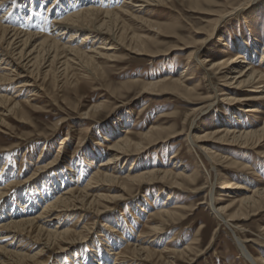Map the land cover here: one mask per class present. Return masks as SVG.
I'll list each match as a JSON object with an SVG mask.
<instances>
[{"label":"bare ground","instance_id":"obj_1","mask_svg":"<svg viewBox=\"0 0 264 264\" xmlns=\"http://www.w3.org/2000/svg\"><path fill=\"white\" fill-rule=\"evenodd\" d=\"M200 1L186 0L196 11L201 7ZM256 1L241 0L237 4L232 1L223 10L206 13L211 16L205 20L211 29L194 31L204 34L203 38L194 41L198 48H194L187 42H179L182 48L191 49L188 52L185 67L177 77L163 76L143 83L130 81L125 85L128 89L138 86L137 97L148 98L151 95L172 94L188 103L198 104L191 109V112L197 115L206 114L207 111L215 109L217 110H214L215 113H221L219 119L222 117V120L217 123L224 124L213 126L214 128L210 130L200 129L201 126H196L197 117L195 116L190 124L186 117L182 123H179L176 118L169 128L151 124L146 131L133 133L130 126L116 120L111 123L112 130L108 135H99L105 142L112 139L109 144L103 145L104 150L97 147L90 151L86 148L79 151L82 155L80 161L89 166L95 165L89 176L81 170L82 168H78V165L75 167L67 165L62 173L47 176L41 180L39 195L34 193L38 187H34L35 191L32 188H25L21 201L13 195L12 187L30 183L32 177L19 181L16 185L17 182L11 178L8 179L6 172L8 169L5 166L1 168L0 264H45L39 257L53 251L54 247L63 250L68 245L81 244L85 240L90 225L83 221L88 215L95 218V221L105 217V213L112 209L115 202L127 201L134 189L144 185L152 186L161 183L160 190H167L168 193L167 198L161 200L159 209L151 212L148 210L149 221L145 224V229L140 230L136 237H131L132 229L128 224L129 230L126 229L125 240L134 239V242L128 241L127 246L120 250V242L117 239L106 241L107 243L102 244L106 246V255L99 256L94 253L96 258H90L85 253L83 255L85 257L82 258L81 253L76 250L73 252L74 258H67L66 264L77 262L79 264H133L136 261L149 262L151 259H155L158 264H176L179 257L193 261L201 256L202 251H196L192 246L196 243H194L195 239L179 249L167 246L154 249L156 245L159 247L158 242L164 232L175 225L178 226L197 208L190 205L191 212L185 216L184 206L179 203L172 204L176 193H184L187 190L191 193L206 191L205 196L208 197V201L203 200L198 204L207 203L212 216L217 221L230 226L237 225L238 221L247 217L258 215L264 209V184H262L264 179L256 177V184L250 187L232 182L229 175L234 176L236 173H222V169L242 172L250 169V166L233 160L228 154L219 151L224 150L237 158H244L242 151L253 150L252 152L264 164V43L260 48L259 59L254 61L257 48L262 41L261 34H257L258 30H252V27H249L250 21L245 20L243 25L248 30L237 31L242 34L243 31H247V38L244 35L241 36L242 34L238 35L239 39L236 42L232 36H228L227 39L224 35L217 36V44L223 46L222 51L218 53L222 56L221 58L201 57L200 49L209 42L215 32L219 31L217 27L222 21L247 11ZM38 2L39 0H31L26 5L24 0H21L19 4L16 2V13L12 18L16 23H12L6 17L5 11H2L5 5L0 0L2 4L0 7V115L10 116L21 113L24 104L31 99L27 97L20 101L17 98L24 91H30L26 90L27 88L38 87V81L52 83L53 89L57 90L74 76L81 75L80 77L89 78L90 74H99L102 72L100 62L108 63L116 60L115 53L119 49L151 58L159 55L160 51L152 49V45L156 43L145 35L128 30L125 21L129 19L137 23L149 24V21L141 16L142 13H147L145 9L166 4V2L172 3L173 0H118V2L116 0L115 7H113L114 0H52L48 3L49 12L46 11L43 21L38 19L40 16L36 9ZM48 13L53 14L49 20ZM23 15H26L23 17L25 22L20 20ZM79 34L82 36L77 39L76 36ZM234 45H237L239 52L230 55V48ZM195 72L200 76L199 81L205 83L204 88L199 87L200 82L194 83ZM16 78L22 79L15 85L16 91L12 93L13 96L4 95L7 85ZM77 78V80L80 79ZM39 89L44 90V85ZM246 91L249 92L245 93ZM74 92H79L77 87ZM32 95L36 93L31 92L30 96ZM225 105L240 108L237 110L241 115L238 113L236 115L230 110L234 118L232 125L225 123L227 122L224 117L225 112L216 109V107L225 108ZM105 109L106 106L103 103L91 104L81 113L80 118L91 119ZM143 112V107H138L140 116ZM20 116L23 118L24 115ZM251 116L257 120L251 123L247 120ZM159 117L164 118L168 115L161 113ZM3 121V118H0V125ZM176 126L180 129H176ZM178 135H184V141L189 150L194 149L197 155L198 152L202 155V157L197 156L201 163L205 162L216 175L223 174V179L217 186L207 178L199 184L201 179L198 168L201 164L197 165L198 160L194 161L193 169H197V172L193 169L189 171L182 160H176L179 153L168 156L167 164L171 165L169 169L146 167L138 170V165L133 159L128 173H124L123 176L118 174L121 165L132 156L140 155L149 146L165 144L166 141ZM70 136L71 132L67 133L60 144L70 140ZM83 140V138L78 140L79 146L83 144ZM95 143L102 145L100 140ZM236 148L238 151L233 150ZM60 149L54 159L37 167L38 174L49 171L57 162L65 158ZM78 163L79 161L76 164ZM102 189L106 192H100ZM239 190H244V193L238 194ZM215 192H219L220 197L216 198ZM136 208L138 211H145L137 204L134 206L135 210ZM71 211H80V213L70 227H64L65 222L62 223V219L67 212ZM126 211L133 220H136V216L140 213H133L128 205ZM101 227L103 228L101 231L111 236L119 232L120 226L118 221L105 219ZM261 228L264 231V226ZM121 234L123 235V232L120 233L119 240H124ZM22 237L37 244L39 248L34 253H28L25 250L27 243ZM249 241L251 239L240 240L236 236L235 243L239 253L251 264H264L262 256L255 258L249 254L244 245ZM168 242L171 246H177L179 243L175 235H172ZM26 261H33V263H26Z\"/></svg>","mask_w":264,"mask_h":264},{"label":"rangeland","instance_id":"obj_2","mask_svg":"<svg viewBox=\"0 0 264 264\" xmlns=\"http://www.w3.org/2000/svg\"><path fill=\"white\" fill-rule=\"evenodd\" d=\"M2 1L5 5L2 11H5L6 17L9 18L8 20L12 23H16L12 18L16 13V2L19 4L21 0H16L15 3H13V0ZM30 1L31 0H24V5L30 3ZM51 1L52 0H39V2L42 3L38 2V4H36V9H38L37 12L40 15L38 19H40V21L44 20L43 17L46 15L45 13L48 11L47 8L49 7L48 3ZM232 1H234V4L241 2V0H201V7L197 9L198 11L193 10L186 0H173L172 3L166 2V4L151 6L145 9L147 12L146 14H141L144 19L149 21V24L137 23V21L126 19L125 25L128 30H134L153 40L156 44L152 45V49L160 51L161 53L159 55L151 58L119 49L115 53L118 59L116 58V60L108 63L103 61L100 62V71L102 72L99 74H90L89 78L80 77L81 75H78L77 77L80 78L79 80L74 76V78H70V80L61 88H57V90L53 89L52 83L49 84L42 81H38V87L27 88L26 90L30 91H24L23 94L17 98L20 101L25 100L27 97L31 99L28 103L24 104L22 112L17 115L11 114L10 116L0 115V118L4 120L2 125H0V172L1 168L5 166L6 169H8L6 171L8 173V179L11 178L13 181L17 182L16 185H18L19 181L22 182L26 178L32 177L30 183L13 186V195H16L15 197H18V200L21 201L24 194L23 190L25 188H32L35 191L34 187H38L34 193L39 195L38 191L41 180L47 176L62 173L65 171L64 169L67 165L70 167L78 165V168H82L81 170L86 172L87 176H89L94 170L95 165L93 166V164H91L89 166V164L80 161L82 155L79 151L85 150V148L90 151V149H96L97 147L104 150L105 146L103 145L109 144L112 139H110L111 141L109 142H105L99 135H108L110 130H112L110 128L111 123L116 120L124 122L123 125L126 124L130 126L133 133L144 132L151 124H159L169 128L174 124L176 118L179 123H182V120L186 117L190 124L191 121L195 119V116L197 117L196 126H201L200 129L210 130L224 124L223 122L217 123V121L222 120V117L219 119V114L221 113H215V111H217L215 109V111H207L208 113L206 112V114L197 115L192 113L191 109L198 104L188 103L172 94L151 95L148 98L137 97L136 92L138 86L128 89L125 85L130 81H139L143 83L157 80V78L163 76H170L171 78L177 77L180 71L185 67L188 59V52L191 49L182 48L179 42H187L193 45L194 48H198L194 41L203 38L204 34L195 33L194 31L211 29V26L205 22V20L211 18V16L206 13H214L223 10V8ZM115 5L116 0H114L113 7H115ZM26 14H28V12ZM52 15L53 14L48 13V20ZM25 16L26 15H23L22 19H20L22 22H25V18H23ZM245 20L250 21L249 27H252V30H258L257 34L260 33L262 37V41L259 43V48H257L256 57L254 59V61H257L259 59L261 45L264 43V0H257L247 11H242L237 16L222 21L217 27L219 31L217 33L215 32L209 42L204 47L200 48L202 50L201 57L210 59L221 58L222 56H219L218 53L222 51L221 48L223 46L217 44V36L224 35L226 39L228 36H232L237 42L239 39L238 35L242 34V32L240 33V31L237 30H248L243 25V21ZM82 34L77 35L76 38L80 39ZM246 34L247 31H243L241 36L244 35V37L247 38ZM169 47L175 48L168 49ZM230 51V55L237 54L239 52L237 45L230 48ZM196 75L197 72L194 74L196 77L194 83L200 82L199 87L204 88L205 83L199 81V74ZM20 79L22 78H16L13 82L8 84L7 89L4 90V95L13 96L16 91L15 85L19 83ZM43 85L44 90L41 91L39 87L41 88ZM76 87L79 90L78 93L74 92ZM31 92H35L37 96H30ZM248 92L249 91H246L245 93ZM97 103H103L106 109L91 119L83 120L80 118L81 113L86 111L89 105ZM140 106L143 107L144 111L141 116L138 114V107ZM225 106V108L216 107V109L220 112L224 111L226 115L224 117L227 119L225 123L232 125L234 118L230 110L234 111L236 115H241L239 110H237L240 108ZM161 113L168 115V117H159ZM20 115H24L23 118H21ZM247 120L252 123L257 119L251 116ZM175 128L180 129L179 126ZM69 132H71L70 140H66V143L60 144V141H63L62 139L66 137V134ZM80 138L84 140L83 144L79 146L78 140ZM97 140H100L102 145L96 144L95 142ZM186 144L184 135H178L166 141L165 144L161 143L155 146H149L140 155L132 156L128 161L124 162L118 174L123 176L126 172L128 173L130 163L133 159L136 165H138V170H142L146 167L169 169L171 165L167 164L168 156L179 153L176 160H182L187 170L192 171V169L195 168L194 161L198 160V163L196 162L197 165L201 164L199 168L197 167L199 170L198 175L201 179L199 184H202L205 178H207L208 181L217 186L219 181L223 179V174L216 175L205 162H203L204 165H202L203 163H201L197 157L198 155L202 157V155L199 152L197 155L194 149L189 150ZM59 149L62 150V155L65 156V158L57 162L49 171L38 174L36 170L37 167L54 159ZM233 150L238 151L237 148ZM219 151L223 152V154H228L233 160L250 166V169L242 172L222 169V173H236L234 176L231 174L229 175L232 182L241 184L244 187H250L256 184V177L264 179V164H262V161L252 152L253 150L242 151V157L245 159L237 158L228 152H224V150ZM78 161L79 163L76 164ZM193 170L197 172V169ZM262 184H264V182H262ZM161 188V183H157L152 186L144 185V187L134 189L132 196L129 197L127 201L115 202L113 204L112 209L105 213V217L107 218L103 217L95 221V218L88 215L83 223L88 222L90 225L88 228L89 232L86 233L85 240L81 244L63 245L67 246L63 250L54 247L53 251L39 258L45 264H66L67 258H74L73 252L76 250L81 253L80 255L82 258L85 257L83 256L85 254H88L90 258H96L94 253L99 256L106 255V246L102 244L107 243L106 241H115L116 239L120 242L119 249L121 250L123 247V250L127 246L128 241L130 243L132 241L134 242V239L125 240V238H127L126 232L129 230L128 224H130L132 229V231L130 230L131 237H136L140 230L145 229V224L149 221L150 216L148 210L151 212L159 209L161 200L167 198L168 191H161ZM100 192L105 193L106 191L102 189ZM241 193H244V190L238 191V194L241 195ZM205 194L206 191L191 193L190 190L175 194L172 204L179 203L184 206L185 216L191 212L189 210L190 205L197 206V208L191 215L187 216L185 219L186 221L183 220L178 226L175 225L164 232L158 242L159 247L156 245L154 249L163 246L179 249L195 239L194 243L196 242V245L194 244L192 246L196 251H202L203 254L196 257L193 261H188L187 258L179 257L177 258L176 264H251L239 253V249L235 243L237 236L240 240L251 239V241L244 243L251 256L255 258L262 256L264 258V231L261 230V227L264 226V209H262L258 215L247 217L238 221L237 225L230 226L217 221V219L212 216L209 208H207V203L198 204L203 200L205 202L208 201V197H206ZM214 196L216 198L220 197L219 192H215ZM136 204L145 209V211H138L137 208L136 211L134 209ZM127 205L133 213L140 212L138 215L136 214L138 216H136V220L131 219V215L126 211ZM79 213L80 211L67 212L66 216L62 219V223L65 222L64 227H70L77 219ZM105 219H107V221L111 219L118 221L120 226L118 231L120 233L123 232V235H121L122 237L124 236L125 241L119 240V232L109 236L104 231H101V223L105 221ZM197 231H199L198 234ZM98 234L100 235L97 236ZM172 235H175L178 239L179 243L177 246H171L168 242ZM22 238L25 240L24 242L27 243V249L25 250L28 253H34L39 248L37 244L35 245L33 242L29 241V239L25 237ZM26 263H33V261H26ZM76 264L79 263L77 262ZM133 264H158V262L155 259H151L149 262L136 261L133 262Z\"/></svg>","mask_w":264,"mask_h":264},{"label":"snow or ice","instance_id":"obj_3","mask_svg":"<svg viewBox=\"0 0 264 264\" xmlns=\"http://www.w3.org/2000/svg\"><path fill=\"white\" fill-rule=\"evenodd\" d=\"M13 3H15V0H13ZM0 7H2V4H0Z\"/></svg>","mask_w":264,"mask_h":264}]
</instances>
